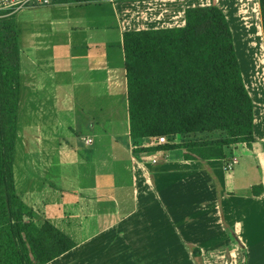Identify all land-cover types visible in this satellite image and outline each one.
Returning <instances> with one entry per match:
<instances>
[{
    "label": "crops",
    "instance_id": "obj_1",
    "mask_svg": "<svg viewBox=\"0 0 264 264\" xmlns=\"http://www.w3.org/2000/svg\"><path fill=\"white\" fill-rule=\"evenodd\" d=\"M208 1L56 0L14 16L20 58L16 190L26 212L75 244L47 264H264L259 0L248 41L238 20H247L248 3L237 4V57L254 104V141L231 146L226 159L186 160L183 149L152 153L161 152L157 163L148 159L152 154L133 155L123 33L183 27L186 8L215 5L235 45L224 9L232 5Z\"/></svg>",
    "mask_w": 264,
    "mask_h": 264
},
{
    "label": "trees",
    "instance_id": "obj_2",
    "mask_svg": "<svg viewBox=\"0 0 264 264\" xmlns=\"http://www.w3.org/2000/svg\"><path fill=\"white\" fill-rule=\"evenodd\" d=\"M13 18L0 19V264H47L75 244L26 212L16 190L20 58ZM123 49L135 157L183 149L186 160L226 159L231 146L254 141V104L221 8H186L183 27L124 32ZM192 134L205 138L185 140ZM158 136L177 144L143 146Z\"/></svg>",
    "mask_w": 264,
    "mask_h": 264
},
{
    "label": "rangeland",
    "instance_id": "obj_3",
    "mask_svg": "<svg viewBox=\"0 0 264 264\" xmlns=\"http://www.w3.org/2000/svg\"><path fill=\"white\" fill-rule=\"evenodd\" d=\"M137 1V0H136ZM214 2L216 3V0H214ZM214 2L212 1V0H209L207 3L208 4H214ZM228 3H230L231 5H232V7L230 8V9H228V7H224V9H225V11H226V13L229 15V18H230V21L232 20V29H233V31H234V36H235V47H236V53H237V4L239 3V5L240 6H242V5H244V3H248V5H244L245 7V9L246 10H248V11H246V16H244V18H247V20L246 21H244V19H242V20H240V19H238L239 20V22L241 23V25H242V29H241V33H242V35H243V33H245L244 35H243V39L245 40V41H248L249 40V36L247 35V32H249L250 31V27L249 28H247V24H248V22H250L251 20H257L256 18H255V16H254V14H252L253 12H252V8H253V1L252 2H250V0L248 1V0H245V1H243V0H228ZM259 8V7H258ZM231 10V11H230ZM258 11H260V18H261V25H262V14H261V9L259 8L258 9ZM133 14V13H132ZM257 14V13H256ZM181 15L182 14H180V13H178L177 15H176V19L177 20H179V17H181ZM249 19V20H248ZM133 20V19H132ZM132 20H131V22H132ZM233 20H235L234 22H233ZM135 21H137V20H135ZM134 21V22H135ZM245 22H247L246 24H245ZM252 26V25H251ZM255 26V25H254ZM253 26V27H254ZM252 28V27H251ZM263 29V28H262ZM258 35H256V34H254V35H252V39H253V42H255V43H258L257 42V37ZM264 37V36H263ZM3 48V50L6 52V46H3L2 47ZM239 52V55H241V53H243L244 54V52L245 51H238ZM256 54L258 55H255V56H250V52H245V55H247V56H249L250 57V59H257L258 57H261L260 55H259V52H256ZM254 59V60H255ZM254 71H255V68H254ZM259 78L260 77H255V81H256V83H257V81L259 80ZM263 78L264 77H262L258 82L259 83H257V84H260L261 82H262V80H263ZM252 79V78H251ZM19 134H20V136H19V140H24V133H22L21 131H19ZM205 138V136L204 135H201V134H192V135H190V136H188V137H186V139L185 140H198V139H204ZM235 154H236V156H237V149L235 150Z\"/></svg>",
    "mask_w": 264,
    "mask_h": 264
},
{
    "label": "built area",
    "instance_id": "obj_4",
    "mask_svg": "<svg viewBox=\"0 0 264 264\" xmlns=\"http://www.w3.org/2000/svg\"><path fill=\"white\" fill-rule=\"evenodd\" d=\"M55 1L56 0H0V19L13 18L16 14L26 9L48 7L53 5ZM252 1L254 3V0H250V2ZM91 142L92 141L90 139L87 140V143ZM146 143L147 144H145V146H164L169 144H177V142H171L165 136L149 138L147 139ZM160 156L161 152H158L157 154L148 156V159L152 163H157ZM230 167L231 166H229V168Z\"/></svg>",
    "mask_w": 264,
    "mask_h": 264
},
{
    "label": "bare ground",
    "instance_id": "obj_5",
    "mask_svg": "<svg viewBox=\"0 0 264 264\" xmlns=\"http://www.w3.org/2000/svg\"><path fill=\"white\" fill-rule=\"evenodd\" d=\"M253 8H254V6H253ZM253 8H252L251 10H252V12H253V13H255V14H256V13H257V11H256V10H254ZM257 14H258V13H257ZM259 37H260V36H259Z\"/></svg>",
    "mask_w": 264,
    "mask_h": 264
}]
</instances>
